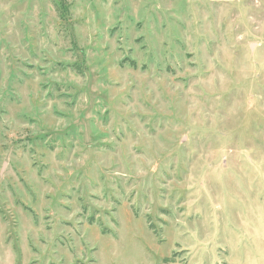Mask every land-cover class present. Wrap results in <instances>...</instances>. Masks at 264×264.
I'll use <instances>...</instances> for the list:
<instances>
[{
	"label": "rangeland",
	"instance_id": "obj_1",
	"mask_svg": "<svg viewBox=\"0 0 264 264\" xmlns=\"http://www.w3.org/2000/svg\"><path fill=\"white\" fill-rule=\"evenodd\" d=\"M0 264H264V0H0Z\"/></svg>",
	"mask_w": 264,
	"mask_h": 264
}]
</instances>
